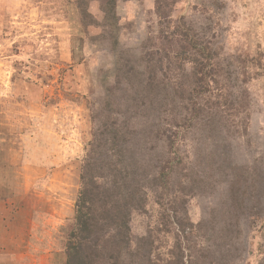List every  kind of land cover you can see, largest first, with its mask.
Wrapping results in <instances>:
<instances>
[{"label":"rangeland","instance_id":"obj_1","mask_svg":"<svg viewBox=\"0 0 264 264\" xmlns=\"http://www.w3.org/2000/svg\"><path fill=\"white\" fill-rule=\"evenodd\" d=\"M109 2L0 0V264H65L95 117L121 95L152 112L148 88L179 166L165 187L136 176L135 264H264V0ZM134 69L158 79L142 91ZM152 142L151 167L169 151Z\"/></svg>","mask_w":264,"mask_h":264},{"label":"trees","instance_id":"obj_2","mask_svg":"<svg viewBox=\"0 0 264 264\" xmlns=\"http://www.w3.org/2000/svg\"><path fill=\"white\" fill-rule=\"evenodd\" d=\"M115 2L116 0H112L109 4L114 5ZM159 53L157 50L150 52L149 55L154 57V54ZM149 60L148 62L143 60L146 62L145 67L153 62L151 59ZM133 64L135 67V60H133ZM141 67L143 66L141 65ZM147 72L135 71L134 69L132 75L136 79L137 88L142 89V91L152 80L158 79L155 71L150 70L149 75ZM148 89L151 90V88ZM148 89L145 93L143 92L142 96L150 105L155 104L152 112L142 114V111L136 109L141 107L137 105V96L128 98L121 95L115 102L122 105L123 108L121 106L117 109L113 104L104 105L106 114L112 110L115 113L116 110H120L117 111V114L121 115L120 118L115 117L112 123L107 124L108 121L101 119L102 117L107 118V116L98 113L99 117H95L97 128L93 133V138L89 141V152L81 171V189L75 204L74 227L66 244L67 259L65 264H135V257L138 254H135V247L132 245L130 219L135 207L141 205V202L135 199V185H139V183H135L136 176L140 174L145 177L151 171L155 172L150 175L157 177L160 180V185L164 186L167 181L164 178L165 168L168 167L171 173L178 163L175 150H171L175 141L173 142L171 135L167 134L173 123L167 120L163 104L158 105L157 101L154 103V99L148 97ZM156 105L159 108H156ZM196 116L201 118V114ZM139 117H143L144 120L150 119L155 126L149 127L151 122L147 123L146 129L138 135L135 128L129 126V121ZM207 119L213 121L215 117H207ZM130 140L132 146L127 147ZM152 141H162L164 146L169 148V151L164 161L161 160L160 165L152 164L151 167L150 163L153 158L149 157L148 161L142 158L147 152L142 144H153ZM136 152L140 154L141 158L140 156L136 158ZM111 154H114L116 159L107 160L105 155L110 157ZM174 210L173 213L177 218L176 224L178 225V229L175 227L177 235L181 237L193 232L194 225L188 223L187 217L181 216L180 218L178 212ZM169 222L174 223V220ZM151 252L150 249L146 251L148 255L142 254L143 262L141 261L139 264H155V261L149 257ZM179 252L181 254H176L175 260L169 264L183 263V252L181 250ZM168 254L173 256L172 248Z\"/></svg>","mask_w":264,"mask_h":264}]
</instances>
